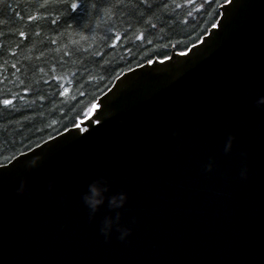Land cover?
<instances>
[{
    "label": "water",
    "instance_id": "95a60500",
    "mask_svg": "<svg viewBox=\"0 0 264 264\" xmlns=\"http://www.w3.org/2000/svg\"><path fill=\"white\" fill-rule=\"evenodd\" d=\"M261 97L264 0H232L188 55L119 78L89 130L0 166V264H264ZM101 177L91 213L83 195Z\"/></svg>",
    "mask_w": 264,
    "mask_h": 264
},
{
    "label": "trees",
    "instance_id": "16d2710c",
    "mask_svg": "<svg viewBox=\"0 0 264 264\" xmlns=\"http://www.w3.org/2000/svg\"><path fill=\"white\" fill-rule=\"evenodd\" d=\"M229 2L0 0V166L85 122L124 74L198 45Z\"/></svg>",
    "mask_w": 264,
    "mask_h": 264
},
{
    "label": "clouds",
    "instance_id": "9594fccd",
    "mask_svg": "<svg viewBox=\"0 0 264 264\" xmlns=\"http://www.w3.org/2000/svg\"><path fill=\"white\" fill-rule=\"evenodd\" d=\"M258 104H264V97H261L258 101ZM234 136H230L227 142V149L232 148V141L234 140ZM38 161L33 160L30 163V167L37 166ZM213 168L212 163H209L207 165V170L211 171ZM241 176L245 177L247 176V169L243 170L241 172ZM51 188V185H49ZM25 190V183L22 182L20 185V188L18 189L19 192L23 193ZM109 190L107 181L101 177L97 180H94L89 186L88 191L83 195V200L85 204L90 208L91 213H95L98 206L103 203L104 196L103 194L106 193ZM127 201V193L121 192L117 195H113L109 199V203L112 207L118 209L124 206L125 202ZM119 213H117V216L115 219H108L105 221L104 227L101 228V232L104 234L105 238L107 239L110 235L113 224L119 222ZM120 231V239L124 240L129 234L131 229L128 228H119Z\"/></svg>",
    "mask_w": 264,
    "mask_h": 264
},
{
    "label": "snow or ice",
    "instance_id": "6c2138e0",
    "mask_svg": "<svg viewBox=\"0 0 264 264\" xmlns=\"http://www.w3.org/2000/svg\"><path fill=\"white\" fill-rule=\"evenodd\" d=\"M77 7H78V5H77V4H75V3H73V4H72V8H73V9H75V8H77ZM21 35H23V33H21ZM116 39H117V40H119V39H120V37H119V36H117V37H116ZM3 103H4L5 105H7V104H10V103H12V101H11V100H4V101H3Z\"/></svg>",
    "mask_w": 264,
    "mask_h": 264
}]
</instances>
